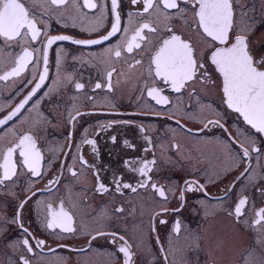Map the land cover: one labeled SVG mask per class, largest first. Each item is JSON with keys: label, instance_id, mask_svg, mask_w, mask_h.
I'll list each match as a JSON object with an SVG mask.
<instances>
[{"label": "flooded vegetation", "instance_id": "1", "mask_svg": "<svg viewBox=\"0 0 264 264\" xmlns=\"http://www.w3.org/2000/svg\"><path fill=\"white\" fill-rule=\"evenodd\" d=\"M21 2L40 35L36 40L30 32L26 39L0 37V76L24 51L32 53L19 76L0 80V120L35 95L0 126V164L8 148L31 135L41 155V175L33 176L22 164L19 149L13 153L16 175L0 185V264H124L123 241L113 242L110 235L92 239L97 232L124 237L133 264H264V220L256 223L264 209V133L228 108L223 78L209 62L211 47L198 33L191 10L181 16L169 9L165 17L145 13L143 0H118L115 11L111 0H93L95 8L85 7L84 0L63 6L51 0ZM185 7L190 8L181 3ZM233 8L236 25L252 24L249 39L264 53V0H239ZM117 13L121 31L110 39L72 43L102 39ZM143 23L158 31L145 29L147 40L127 52L126 41ZM168 28L192 42L208 73L206 82H190L177 93L154 76L151 58L170 36ZM61 35L71 39L48 46L49 38ZM118 48L120 57L114 54ZM45 67L47 76L36 90ZM78 83L84 87L77 89ZM152 89L169 102L157 103L148 95ZM209 121L222 127H205ZM145 164L146 176L139 172ZM186 181H196L204 191L185 192L182 210L175 211ZM124 183L136 191L123 188ZM100 184L108 191H97ZM153 184L165 190L167 200ZM242 198L247 203L236 216ZM23 200L19 221L27 232L11 223ZM61 205L72 217L73 232L46 227Z\"/></svg>", "mask_w": 264, "mask_h": 264}, {"label": "snow or ice", "instance_id": "2", "mask_svg": "<svg viewBox=\"0 0 264 264\" xmlns=\"http://www.w3.org/2000/svg\"><path fill=\"white\" fill-rule=\"evenodd\" d=\"M141 0H132V3H138ZM239 0H143V11L148 13L150 10L161 13L165 17H169L166 10L175 9L181 16L191 10L192 20L196 25L197 31L205 39V42L211 47L209 62L214 65L215 70L223 78V92L225 95V102L228 108L239 113L244 121L259 133H264V53L253 47L252 41L249 39L254 28L252 24L244 26H237L234 17L235 12L233 5ZM53 5L63 6L68 3V0H51ZM181 3L186 6L181 8ZM84 6L88 8H95L96 4L93 0H84ZM112 10L115 11L118 7V0H111ZM254 23V22H252ZM234 27L236 28L233 31ZM145 29L149 32H157L158 29L150 23H143L136 29L134 34L126 41V51L131 53L134 48L139 49L141 42L146 41L147 37L143 34ZM27 30V31H24ZM120 29V16L115 15V21L112 25L111 31L102 39L97 40H72L75 44H99L105 40L110 39ZM167 31L170 36L160 41L159 47L152 56V64L155 66L154 76L158 77L164 83L170 84L172 89L179 93L190 82L200 81L206 82L208 73L205 70V65L193 46L190 40L182 39L178 34H174L171 28ZM30 32L31 39L36 40L40 35V30L37 28L35 21L31 18L29 10L21 0H0V37L7 41L26 39L27 34ZM69 36H53L48 39L47 44L50 47L56 41L70 40ZM115 56H121L119 48L115 51ZM32 53L24 51L23 55L16 61V66L6 75L0 76V80H7L9 77L19 76L30 62ZM141 61L137 60L139 64ZM47 67L44 68L43 74L39 77V83L35 85L38 90L47 76ZM112 73H108L109 81L111 80ZM83 84H76L77 89H82ZM96 88H100L99 83ZM108 88L111 89L109 82ZM35 95V91L29 95L5 120H0V126L7 124L15 115H17L22 108L28 103L31 97ZM148 95L156 99L157 103L167 104L169 101L167 97L161 96L159 90L152 89L148 91ZM75 119V117H73ZM179 123V121H177ZM214 124L217 127H222L218 121H209L205 124ZM88 144L94 142L89 140ZM19 149V155L23 157L22 164L27 166L28 171L33 176H40L39 161L41 159L40 152L36 148V142L31 135H24L20 138L19 143L14 147L8 148L6 153L3 154V163L0 168L3 169L2 177H0V185H3L6 180L12 179L16 175V165L12 161L13 153ZM241 153L244 157L249 156V151L242 144L240 145ZM253 151L259 149L253 146ZM151 163H155L152 161ZM149 165L145 164L139 169L141 175H147L145 171ZM73 175H76L73 172ZM141 186H146L142 183ZM123 188H131L136 191L135 187L130 184L124 183ZM153 189L158 195L165 200L168 197L165 190L157 185H152ZM97 191L106 192L107 187L100 184ZM193 191H204V186L199 185L196 181H186L185 188L181 191L179 199L181 200V208L175 211H181L183 203L185 202L184 193ZM35 193H33L34 195ZM30 199V197H29ZM27 200L20 202L17 210V215L12 219L11 223H16L25 232L28 231L24 228L23 224L19 221L20 211L23 209ZM247 203L246 198L239 200L238 205L234 209L236 216L242 215V208ZM122 211V209H117ZM162 212H167L168 209L164 208ZM51 220L46 223L48 229L61 228L64 232H73L74 228L71 225L72 217L63 209L61 205L59 212L52 211L50 213ZM159 215V213L157 214ZM259 219L257 224L264 220V209L258 213ZM60 218H63L62 220ZM162 224L166 221L161 220ZM180 224L177 222L174 227L175 232H179ZM110 235L113 242L116 239L123 241L119 246V252L123 253L124 264H133V256L131 245L124 240V237L119 236L117 233H104L97 232L92 239L99 236ZM24 245H29V241L25 239ZM44 241L38 242V246L43 245ZM31 252V246L28 247ZM27 264V262H26Z\"/></svg>", "mask_w": 264, "mask_h": 264}]
</instances>
